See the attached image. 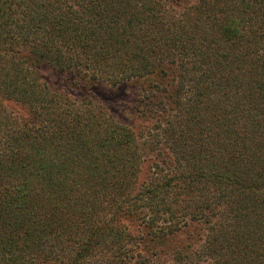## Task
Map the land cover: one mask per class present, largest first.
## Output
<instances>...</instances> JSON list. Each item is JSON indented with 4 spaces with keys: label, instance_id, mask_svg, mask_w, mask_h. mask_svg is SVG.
<instances>
[{
    "label": "trees",
    "instance_id": "16d2710c",
    "mask_svg": "<svg viewBox=\"0 0 264 264\" xmlns=\"http://www.w3.org/2000/svg\"><path fill=\"white\" fill-rule=\"evenodd\" d=\"M167 255L264 264V0H0V264Z\"/></svg>",
    "mask_w": 264,
    "mask_h": 264
},
{
    "label": "rangeland",
    "instance_id": "374dc122",
    "mask_svg": "<svg viewBox=\"0 0 264 264\" xmlns=\"http://www.w3.org/2000/svg\"><path fill=\"white\" fill-rule=\"evenodd\" d=\"M45 75H54L45 73ZM149 82H141L135 85H124L119 89H110L103 86H94L91 90L97 101H101L112 113L120 117L124 122L134 124L136 128L141 127V123H134L132 112L137 110V103L148 89ZM14 109L26 115L27 110L20 105H14ZM172 256L167 255L160 264H170Z\"/></svg>",
    "mask_w": 264,
    "mask_h": 264
}]
</instances>
